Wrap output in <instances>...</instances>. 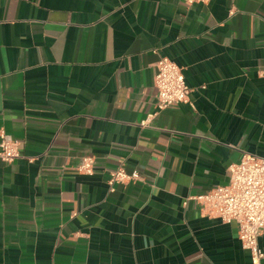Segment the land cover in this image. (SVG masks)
I'll return each mask as SVG.
<instances>
[{"label": "crops", "instance_id": "crops-1", "mask_svg": "<svg viewBox=\"0 0 264 264\" xmlns=\"http://www.w3.org/2000/svg\"><path fill=\"white\" fill-rule=\"evenodd\" d=\"M161 56L193 91L143 125ZM263 71L264 0H0V264H251L193 197L264 157Z\"/></svg>", "mask_w": 264, "mask_h": 264}, {"label": "built area", "instance_id": "built-area-1", "mask_svg": "<svg viewBox=\"0 0 264 264\" xmlns=\"http://www.w3.org/2000/svg\"><path fill=\"white\" fill-rule=\"evenodd\" d=\"M188 5L208 3L211 0H184ZM155 86L157 89L156 112L142 122L146 125L158 111L189 102L193 89L186 80L184 70L167 56L156 63ZM264 72V71H263ZM21 142L9 138L4 130L0 133V158L12 163L21 156ZM95 158L85 156L77 170L81 174H94ZM231 177L226 185H219L206 193L194 196L202 211L223 223L236 222L244 248L251 253V264H263L264 250L259 239L264 234V157L245 152L241 160L229 167ZM142 179L139 170L128 171L120 160L118 168L108 179L109 190L115 191L119 184L129 185Z\"/></svg>", "mask_w": 264, "mask_h": 264}]
</instances>
